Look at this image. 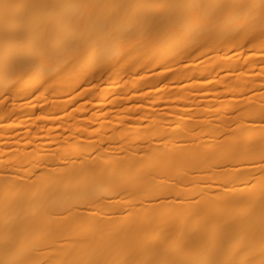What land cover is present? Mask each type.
<instances>
[{"label":"bare ground","instance_id":"1","mask_svg":"<svg viewBox=\"0 0 264 264\" xmlns=\"http://www.w3.org/2000/svg\"><path fill=\"white\" fill-rule=\"evenodd\" d=\"M0 264H264V0H0Z\"/></svg>","mask_w":264,"mask_h":264}]
</instances>
